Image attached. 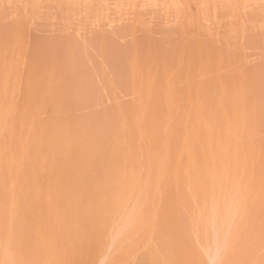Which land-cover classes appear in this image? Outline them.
Returning a JSON list of instances; mask_svg holds the SVG:
<instances>
[{
  "label": "rangeland",
  "instance_id": "obj_1",
  "mask_svg": "<svg viewBox=\"0 0 264 264\" xmlns=\"http://www.w3.org/2000/svg\"><path fill=\"white\" fill-rule=\"evenodd\" d=\"M0 216L27 264L262 250L264 0H0Z\"/></svg>",
  "mask_w": 264,
  "mask_h": 264
},
{
  "label": "bare ground",
  "instance_id": "obj_2",
  "mask_svg": "<svg viewBox=\"0 0 264 264\" xmlns=\"http://www.w3.org/2000/svg\"><path fill=\"white\" fill-rule=\"evenodd\" d=\"M91 198H92V197H91ZM35 202H36V201H35ZM26 207H27V206H26ZM33 209H34V208H33ZM27 210H29V208H28ZM27 210H26V211H27ZM35 210H36V209H35ZM11 211H12V210H11ZM14 211H15V210H14ZM20 211H21V209H20ZM30 211H31V210H30ZM36 211H37V210H36ZM32 212H33V211H32ZM34 212H35V211H34ZM103 212H104V211H103ZM13 213L16 214V216L18 215V213H21V214H19V215L17 216V219H19L18 217H20V218H21V217H24V218H26V220H27V217H26L25 215L22 214L23 211H21V212L16 211V213H15V212H13ZM27 213H28V212H27ZM30 213H31V212H30ZM14 214H13V217L15 218L16 216H14ZM24 214H26L25 211H24ZM34 214H35V213H34ZM37 214L40 216L39 212H37L35 215H37ZM20 215H22V216H20ZM35 215H34V216H35ZM46 215H47V214H46ZM46 215H45V216H46ZM27 216H28V214H27ZM34 216H32V217H34ZM0 217H2V216H0ZM11 217H12V216H11ZM28 217H29V216H28ZM43 217H44V216H43ZM3 218H4V217H3ZM5 218H6V217H5ZM24 218H22V219L24 220ZM30 218H31V215H30ZM36 218H37V217L35 216V217H34L35 221H36V220L38 221L39 219H36ZM38 218H39V217H38ZM44 218L47 219L48 216H47V218H46V217H44ZM44 218H43V219H44ZM52 218H53V217H52ZM8 219H11V218H8ZM8 219H6V220L8 221ZM12 219H13V218H12ZM12 219H11V220H12ZM22 219H21L20 221H22ZM32 219H33V218H32ZM40 219H42V216H40ZM43 219H42V220H43ZM49 219H50V218H49ZM49 219H47V221H48ZM6 220L4 219V221H3L4 224H5V221H6ZM11 220H10V221H11ZM13 220H14V219H13ZM13 220H12V221H13ZM26 220H25V221H26ZM7 221H6V222H7ZM10 221H8V223H9ZM27 221H28V220H27ZM27 221H26V223H27ZM37 221H36V223H37ZM13 222H14V221H13ZM15 222H17L16 219H15ZM29 222H30V221H29ZM39 222H40V221H39ZM43 222H44V223H41V222H40V223L42 224V225H41L42 228L40 229V231H43V232H44L45 229H44V230H42V229H43V227L45 228L44 225H45L46 221H43ZM0 223H1V222H0ZM23 223H25V222L23 221ZM23 223H21V224H23ZM31 223H32V222H30L29 224H31ZM33 223H35V222H33ZM48 223H49V222H48ZM1 224H2V223H1ZM1 224H0V225H1ZM43 224H44V225H43ZM38 225H39V223H37L36 225H34L35 227H34V226L32 227V226H30V225H29V226L27 225V228H28L29 232H31V234L29 233V234L27 235L28 232H26V233L24 232V234H26L25 237L27 238V237H30L29 235H31V236H33V238H31V239H29V240H28V238H27V239L25 238V240H28L27 245H26L25 242H23L24 240H21V242H22V244L24 243V245L28 246L29 243H34V242H35L34 240L39 239V244L36 246V243H35L34 245H35L36 247H35L34 245H32L33 248L35 247L34 249H30V248H29V249H26V250H21V252H19V250H18L17 252L19 253L20 256H23V257H24V256H25V257L28 256V257H29V256L33 255V259L38 258L37 255H39V254L43 256V252L45 251V248H43V251L40 250V249H41L40 246L43 245V242L41 241V234H42V233L39 232V228H40V226H38ZM46 225H47V224H46ZM82 225H83V224H82ZM2 226H3V224H2ZM6 226H8L7 223H6ZM10 226H11V225H10ZM48 226H49V224H48ZM50 226H51V225H50ZM4 227H5V226H3V228H1V229H3V230L8 229L7 232H8L9 237L12 236V235H14L15 232H14L13 230H12V232H14V233H12V235H11V234H9V228L6 227V228L4 229ZM8 227H9V226H8ZM14 227H15V226L13 225L12 228L14 229ZM19 227H21V226H19ZM25 227H26V225L24 224L23 227H22V229L24 228V229L27 230V228H25ZM113 227H114V226H113ZM16 228H17V227H16ZM49 228H50V227H49ZM20 229H21V228H20ZM20 229H17V230H20ZM22 229H21V231H22ZM24 229H23V231H24ZM14 230H15V229H14ZM26 230H25V231H26ZM28 230H27V231H28ZM46 230H47V229H46ZM123 230H124V229H123ZM166 230H167V229H166ZM23 231H22V232H23ZM62 231H63V230H62ZM91 231H92V230H91ZM116 231H117V230H116ZM7 232L5 231V233H7ZM10 232H11V231H10ZM22 232H19V233L17 232L18 235H16V236H17L18 238H19V237H23V236H20ZM32 232H33V233H32ZM47 232H48V231H47ZM47 232H45V233H47ZM51 232H52V231H51ZM54 232H55V231H54ZM45 233H43V234L45 235ZM48 233H50V232H48ZM119 233H120V232H119ZM225 233H226V232H225ZM51 234H52V233H51ZM51 234H50V235H51ZM109 234H110V233H109ZM1 235H3V234H0V236H1ZM5 235H6V234H5ZM8 235H7V236H8ZM22 235H23V234H22ZM60 235H61V234H60ZM67 235H68V234H67ZM127 235H128V234H127ZM246 235H247V234H246ZM65 236H66V235H65ZM111 236H112V235H111ZM248 236H249V235H248ZM48 237L50 238V237H52V236L47 235V238H48ZM115 237H116V236H115ZM159 237H160V236H159ZM162 237H163V236H162ZM18 238H15V239L18 240ZM34 238H35V239H34ZM103 238H104V237H103ZM116 238H117V237H116ZM0 239H1V237H0ZM3 239H4V238H3ZM8 239H9V238H8ZM11 239H14V238H11ZM19 239H22V238H19ZM43 239H45V237H44ZM61 239H62V238H61ZM66 239H67V238H66ZM241 239H242V238H241ZM17 240H15V241H17ZM31 240H33L34 242H29V241H31ZM47 240H48V239H47ZM50 240H51V241H49V242L53 243V245H54L55 241H53L52 238H51ZM84 240H85V239H84ZM86 240H87V239H86ZM90 240H91V239H88L89 242H90ZM228 240H229V239H228ZM257 240H258V239H256V241H257ZM260 240H261V239H260ZM260 240H259V241H260ZM3 241L5 242L6 240H3ZM9 241H11V240H9ZM12 241H14V240H12ZM12 241L10 242V244L12 243ZM19 241H20V240H19ZM52 241H53V242H52ZM88 241H87V243H88ZM112 241H113V240H112ZM252 241H254V240H252ZM259 241H258V242H259ZM261 241H262V240H261ZM263 241H264V240H263ZM0 242H1V240H0ZM21 242H20V245H22ZM36 242H37V241H36ZM65 242H67V241H65ZM92 242H93V241H92ZM121 242H122V241H121ZM7 243H9V242H7ZM47 243H48V242H46V244H47ZM56 243H57V242H56ZM79 243H80V242H79ZM99 243H100V242H99ZM104 243H105V242H104ZM109 243H110V242H109ZM260 243H261V242H260ZM260 243H259V247H261V246L264 247V246H263L264 242H262V243H263L262 245H260ZM13 244H14V242H13ZM15 244H16L17 246H16V245H13V246H14V247H13L12 245L9 246V244H3V245H1V243H0V264H27V262L25 263V261H24L23 259H22V260H23L24 263H22V260L19 262V261L13 259L14 261H12V258H11V251L15 248V246H16V249H17V247H19L18 242H17V243L15 242ZM48 244H49V243H48ZM48 244H47V245H48ZM59 244H61V243H59ZM92 244H93V243H92ZM154 244H155V243H154ZM50 245H51V244H50ZM55 245H56V244H55ZM55 245H54L55 248H52V250H53V249H56L57 246H55ZM57 245H58V244H57ZM68 245H69V244H68ZM68 245H66V246L63 245V249H64L65 247H67V249H66V250L64 249V251H62V250H63V249H62V245H61V248L57 247V249H58V248H59L60 250L62 249L61 251L64 252V253H62V254H66V255H67V253H65V252H68V251H67L68 248H69ZM81 245H82V244H81ZM85 245H87V244H85ZM89 245H90V244H89ZM99 245H101V244H99ZM251 245H253V244L251 243ZM254 245H258V243H257V244H254ZM29 246H31V245H29ZM32 246H31V248H32ZM83 246H84V244H83ZM92 246H93V245H92ZM104 246H105V245H104ZM242 246H243V245H242ZM10 247H13V249L10 248ZM44 247H45V246H44ZM48 247H52V246H48ZM77 247H78V248H76V251H80V249H79V244H78ZM85 247H86V246H85ZM98 247H99V246H98ZM253 247H255V248L257 249V246H253ZM253 247L251 246V248H252L254 251H251V252H250V251H247V253L250 252V254H248L249 256L247 255V253H246V254L244 253V255H241V254H238V253H239V252H238L237 255H240V256H239V257H240V258H239L240 260H238V261L233 260V259H236V260H237V257H238V256H237L236 258H234V255H235V254H234V255L232 254L233 257H232V259H230V260L234 261V264H236L235 262H238L237 264H240V263H241V264H264V248H263L262 250H259V249L256 250V249L253 248ZM259 247H258V248H259ZM20 248H22V246H21ZM20 248H19V249H20ZM39 248H40V249H39ZM92 248H93V250L95 249L94 246H93ZM103 248H104V247H103ZM105 248H106V247H105ZM244 248H245V247H244ZM16 249H15V251H16ZM47 249H48V248H47ZM59 249H58V251L60 252ZM69 249H73V250H70L71 252H72V251H75V247H74V248H71V246H70ZM77 249H79V250H77ZM83 249H85V248L82 247V250H83ZM87 249H88V247H87ZM117 249H118V248H117ZM48 250H50V249H48ZM52 250H51V252L49 251V252L47 253V255L44 256V259L46 260L45 263L43 262L44 264H56V263H54V262H55V258H56V257H59V256L61 257V254L59 255V253H57L58 251H56V253H57L59 256L54 257V254H55V253H53V252H55V250H53V251H52ZM106 250H107V248H106ZM250 250H251V249H250ZM70 251H69V253H70ZM99 251H101V250L99 249ZM119 251H120V250H119ZM13 252H14V251H13ZM13 252H12V253H13ZM82 252H84V251H82ZM107 252H108V250H107ZM76 253H78V254H76ZM92 253H93V252H92ZM92 253H91V254H92ZM96 253H98V252H96ZM100 253H101V252H100ZM103 253L105 254V252L102 251L101 254H103ZM29 254H31V255H29ZM44 254H45V252H44ZM72 254H74V253L72 252ZM101 254H100V256H98L99 259H100V257L102 256ZM109 254H110V252H109ZM242 254H243V252H242ZM34 255L37 256V257L34 258V257H35ZM68 255H69V254H68ZM68 255H67V257H68ZM75 255H78V256H79V252H75L74 256L71 255L73 258H69L70 261H68V262L66 261L67 259H65V257H63V258L65 259V263H68V264H69V262H70L71 264H73V263H74V260H73V259L75 258ZM97 255H99V254H97ZM97 255H96V256H97ZM105 255H107V254H105ZM105 255H104V257H105ZM110 255H111V254H110ZM220 255H221V254H220ZM225 255H227V254H225ZM15 256H16V254L14 255V257H15ZM78 256H77V258H76V261H77V262L74 263V264H93L91 261H89V259L91 260V257H89V258L87 257L88 259H87V258L84 259V257H79V258H78ZM107 256H109V255H107ZM113 256H114V255H113ZM119 256H120V254H119ZM119 256H118V257H119ZM211 256H212V255H211ZM211 256H210V257H211ZM216 256H217V255H216ZM218 256H219V255H218ZM223 256H224V255H223ZM235 256H236V255H235ZM69 257H70V256H69ZM102 257H103V256H102ZM102 257H101V261L103 260ZM109 257H110V256H109ZM109 257H107V258H109ZM206 257H207V256H206ZM18 258H19V257H18ZM18 258H17V259H18ZM40 258H41V257H40ZM40 258H39V260H40ZM63 258H62V261H61L62 264H63V262H64V261H63V260H64ZM112 258H113V257L111 256V259H112ZM115 258L117 259V257H115ZM115 258H114V259H115ZM119 258H120V257H119ZM215 258H216V257H215ZM222 258H223V257H222ZM19 259H20V258H19ZM57 259H58V258H56V260H57ZM97 259H98V258H97ZM99 259H98V260H99ZM104 259H105V260H103V261L108 262V264L112 262V260H111V262H109V260L107 261V260H106V257H105ZM116 259H115V260H116ZM120 259H121V258H120ZM120 259H118V260H120ZM206 259H207V258H206ZM213 259H214V258H213ZM225 259H226V258H225ZM241 259H243V261H241ZM26 260H27V258H26ZM47 260H48V262H47ZM58 260H61V259H58ZM98 260L96 261L95 259H93V262L96 261V262H98L97 264H102V263H104V262L101 263L100 260H99V261H98ZM211 260H212V259H211ZM211 260H210V261H211ZM36 261H38V260L36 259ZM49 261H50V262H49ZM224 261H225V260H224ZM240 261H241V262H240ZM33 262H34V261H33ZM56 262L59 264V261H56ZM72 262H73V263H72ZM183 262H184V261H183ZM186 262H187V261H186ZM229 262H230V261H229ZM239 262H240V263H239ZM29 263H30V262H29ZM35 263H36V262H35ZM113 263H114V261H113ZM113 263H112V264H113ZM211 263H213V262H211ZM30 264H34V263H32V261H31ZM36 264H37V263H36ZM38 264H39V263H38ZM94 264H95V263H94ZM115 264H116V261H115ZM117 264H118V263H117ZM213 264H214V263H213Z\"/></svg>",
  "mask_w": 264,
  "mask_h": 264
}]
</instances>
